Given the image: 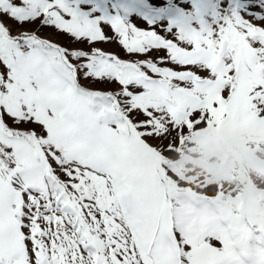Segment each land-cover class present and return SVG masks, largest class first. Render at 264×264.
Instances as JSON below:
<instances>
[{"label":"snow or ice","instance_id":"1","mask_svg":"<svg viewBox=\"0 0 264 264\" xmlns=\"http://www.w3.org/2000/svg\"><path fill=\"white\" fill-rule=\"evenodd\" d=\"M264 151V0H0V264H264V183L176 167Z\"/></svg>","mask_w":264,"mask_h":264},{"label":"rangeland","instance_id":"2","mask_svg":"<svg viewBox=\"0 0 264 264\" xmlns=\"http://www.w3.org/2000/svg\"><path fill=\"white\" fill-rule=\"evenodd\" d=\"M255 138V134H236L237 143L229 149L224 143L226 138H205L192 145V151L186 150L176 157V167L213 180L251 176L258 183H264V151H256L251 142Z\"/></svg>","mask_w":264,"mask_h":264},{"label":"trees","instance_id":"3","mask_svg":"<svg viewBox=\"0 0 264 264\" xmlns=\"http://www.w3.org/2000/svg\"><path fill=\"white\" fill-rule=\"evenodd\" d=\"M220 137L227 139V141L225 143H226L227 146H229L228 148H232L235 145V143H236L235 142L236 141V134L235 135H225V136L223 135V136H220ZM229 140L231 141V143H230Z\"/></svg>","mask_w":264,"mask_h":264}]
</instances>
